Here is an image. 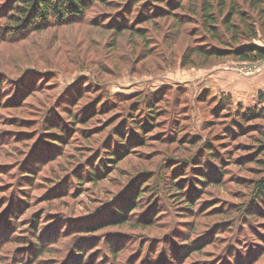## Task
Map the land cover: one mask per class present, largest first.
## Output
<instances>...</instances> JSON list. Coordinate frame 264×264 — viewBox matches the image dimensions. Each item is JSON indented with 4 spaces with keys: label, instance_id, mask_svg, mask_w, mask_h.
Instances as JSON below:
<instances>
[{
    "label": "rangeland",
    "instance_id": "obj_1",
    "mask_svg": "<svg viewBox=\"0 0 264 264\" xmlns=\"http://www.w3.org/2000/svg\"><path fill=\"white\" fill-rule=\"evenodd\" d=\"M8 2L0 0V27L8 23L5 18L9 11ZM245 7L248 8L247 5ZM129 10H135L134 6ZM111 12V9L98 5L87 13L83 23L52 27L18 40L0 36V217L8 209L0 221V264H207L208 260L214 263L221 258L235 243L244 254L257 253V260L249 264H264V239L260 237L264 236V220H259L262 225L255 222L246 225L243 224L245 221H240L239 231L236 228L227 231L213 225L216 218H206L200 213H194L198 218L194 224L192 218L186 219V215L178 217L175 213L180 212L167 209L166 200L167 213L151 223L144 220L158 217L163 209L153 211V206L146 203L133 213L130 205L134 184L128 188L123 203L119 205L124 215H131L130 222L124 225L113 222L111 227L102 230H92L88 226H97L107 220L106 212L98 219L92 218L98 204L120 194L138 171L153 172L166 158L187 155V152L180 151V148H188L187 143L182 145L168 140L166 143H172L167 145L160 140L162 132L169 128L179 133L178 139L202 137V143L211 141L218 146L221 164L215 163L206 171L213 173L219 184L209 187L208 197L220 196L229 203H236L244 196L250 200L251 192L232 195L242 188L232 180L235 176H254L256 164L245 163L243 158L249 150L248 145L258 137L257 132L248 130L252 132L250 135L231 140L232 134L223 136L222 128L229 115L221 114L229 110L235 113L240 106L243 111L264 107V60L242 62L232 55L208 60L193 57L192 64L184 65L186 60L190 62L189 54L196 44L211 46L212 43L206 37H193L188 29L185 33L179 32L173 27V21L165 16L137 25L146 28L144 40L129 32L118 35L109 28ZM181 16L188 14L183 12ZM255 17L258 20V38L248 42L264 46V16ZM122 18L127 19V14L124 13ZM186 28H194V25ZM71 89L76 92L74 100L65 96ZM78 96L83 97L79 101L82 107L78 108L85 110L82 116L93 115V106L105 102V99L107 110L111 111L94 117L87 125L76 123L72 128L70 115L63 112L69 109H61L60 106L75 108ZM146 97L160 109L157 117L159 126L145 134L149 137L145 147L135 148L132 155L120 160L117 168L98 183L89 180L87 171L83 169H90L92 162L98 165L100 153L102 157L107 153L114 154L117 144L112 138L119 140V135L115 136L114 132L117 124L122 122V110L145 109L148 102L141 107L140 100ZM226 97L233 100L231 109L225 111L226 107H222L216 111L214 106ZM17 101L21 103L13 107L11 103ZM132 102L136 103L130 106ZM44 112L47 119L41 117ZM166 113L168 119L164 117ZM116 116V123L103 130L106 120ZM45 120H49L48 128L62 125L74 129L67 136L68 145L65 147L61 141H47L62 148L56 154L50 152L51 146L47 142L31 151L32 147L42 144L39 142L40 132L34 129L41 127ZM256 123L264 128V118L254 121ZM109 130H114L113 134L107 135ZM30 132L33 135L18 136ZM224 138L232 142L221 146ZM234 146L239 148L238 151ZM229 156H235L236 161L241 159L245 165H237L228 159ZM19 160L24 174L28 172L24 169L28 164L35 166L33 173L38 175L31 185L22 178L15 184L20 175L16 171ZM74 161L77 164L72 167ZM222 168L227 172L225 177ZM81 170L86 185L78 193L74 186L75 174ZM165 173L166 169L163 175ZM222 178L228 179L222 182ZM10 182L15 185H9ZM143 187L142 193L148 194ZM166 189L160 186L155 193L166 194ZM49 194L54 197L47 198ZM159 194L156 197L163 200L164 196ZM201 195L199 192L197 196ZM208 197L203 199L206 204L211 203ZM141 201H145V197ZM14 202L18 204L14 205ZM260 204L254 210L263 211L264 203ZM23 210L26 211L24 215ZM31 214L30 223L29 220L23 221ZM35 214L38 220L40 214L46 215L40 219L38 237L32 233ZM139 220L141 225L154 224V227H137ZM190 225H196L197 232L192 231ZM172 236V241L166 245L164 240ZM110 239L120 250L117 263L110 255ZM188 240L205 242L203 252L192 255L194 263L188 259ZM246 241L251 243L247 245ZM36 245L44 246L43 255L36 254L33 249ZM140 246H144L142 252ZM36 249L39 248L36 246ZM78 249L83 251L78 253ZM153 251H156L154 255ZM224 260L222 258L221 262Z\"/></svg>",
    "mask_w": 264,
    "mask_h": 264
},
{
    "label": "trees",
    "instance_id": "obj_2",
    "mask_svg": "<svg viewBox=\"0 0 264 264\" xmlns=\"http://www.w3.org/2000/svg\"><path fill=\"white\" fill-rule=\"evenodd\" d=\"M183 2H186V4L184 5ZM8 3L9 11L5 16L8 23L7 26L0 27V36L5 35L4 37L7 39L18 40L25 38L32 33H39L52 27L83 23L87 19V13L98 7V5H101L104 8L112 10L108 16L110 19L109 28L118 35L129 32L138 36L140 40H144L145 34L147 35L146 28L137 25L144 21H150L154 18L156 19L157 17L161 18L165 16L173 21V27H176L175 29H178L179 32L185 33L187 31L186 29H188L194 34L193 37H206L205 39L212 43L211 46L196 44L189 54L190 62L186 60L184 65L192 64L193 57L208 60L212 57L223 58L232 55L242 62H258L264 60V46L248 42L251 39L256 40L258 38V20L255 15L260 17L264 16V0H242V2L240 0H9ZM245 5H247L248 8L245 7ZM131 6H134L135 10H129ZM150 11L151 13H149ZM143 12L146 13L143 14ZM183 12L187 13L188 16H181V13ZM124 13L127 14V19L122 18ZM187 25H194V28H186ZM8 85L11 84L8 83ZM73 90L74 89H71L69 90L70 92L65 94L66 99L73 98L74 100L76 92L74 93ZM82 98V96H78L75 108L63 105L60 106L61 109H69L64 110L63 112L68 114V116L70 115L69 119L72 121L70 126L72 128L76 123L78 125L81 123L87 125L94 117L105 115L111 111L107 110L108 102L107 99H105V102H98V104L100 103L99 106L98 104L93 106V112H95L93 115L82 116L85 113V110H78V108L82 107V102H79ZM148 99L149 98L146 97L140 100V102H142L141 107L148 102ZM232 102L233 100L231 97H226L219 100L214 107L217 108L216 111H218V109L220 110L222 107H226L225 111H227L228 109H231ZM18 103L20 104L21 102H12L11 105L17 107ZM59 103H61V101ZM134 103L136 102H132L130 106ZM0 107H2V103H0ZM159 107L160 106H154L152 102L149 101L145 109L138 108L127 111L122 110V122L117 124L115 132L114 130H109L107 132V135L113 134V132L115 136L119 135V140H117L116 137L112 138L117 144L114 154L107 153L102 157V154L100 153L98 158H101L98 165L96 162H92L90 169H83V171H87V178L89 180L98 183L100 179L108 177L111 171L117 168L120 160L132 155L135 152V148H139L140 146L145 147V144L149 139L145 134L157 129L159 126L157 123ZM115 108L117 110V107ZM242 108V106L237 108L238 110L235 113L231 110H229V112H223L221 115L229 116L227 118L228 120H225L226 124L221 121V125L224 124L222 127L223 136L227 137L231 133V137H233L231 140L236 139L237 137L240 139L242 136H247L248 133L250 135L253 131H255V133L257 132L258 137L256 136L253 138L254 142L248 145L249 150L243 158L245 163L256 164V168L253 170L254 176H235L232 180L242 187L240 190L233 192L232 195L236 193L240 195L243 193V195H245L246 193L248 194L251 192L252 196L250 200L244 196V198H240V201H237L236 203H229L220 196L215 197L213 195L212 197H208V193L210 194L209 187L218 186L219 184V182H217L219 179L215 177L213 173H208L206 171L207 168L215 166V163L218 165L221 164L222 156L218 152V146L211 141L202 143V137H186L178 139L179 133H176L169 128L167 132H162L163 135L160 136V140L167 145L172 143L171 141L166 143L168 140H173L182 145L187 143L188 148H180V151L183 153L187 152V155L181 154V156H176V158L168 157L159 164L157 170L152 172L150 170L142 169V171L140 170L137 174H134L130 180L127 181L128 185L124 187L125 190L123 189L120 194L113 197L110 201L104 204H98L97 210L92 216V218L94 217L98 219L103 212H106V217L110 220L107 218V220L97 226L88 225L90 229L102 230L104 227H111L113 222L124 225L131 221V219H129L132 218L131 215H124V210L119 207V205L123 203V197L132 184L136 187H134L133 196L131 197L132 203L130 205L133 213H136L135 211L139 208L144 207L146 203L153 206V211L163 209V211L159 212L158 217L144 220L151 223H154L157 218L167 213L165 209L166 200H168L167 209L180 212L175 213L178 217L186 215V219L192 218L194 224L197 223L198 219L195 217V214L200 213L201 216L206 218H216L213 225H217L219 229L222 228L227 231L234 228H236V231H239L240 228L238 223L240 221L242 223L245 221L243 224L249 225L252 222L259 223V220H264V209L263 211L254 210L255 206H260V203H264V128L262 125L259 126V123L254 124V121L264 118V107H255L245 111H243ZM98 110L100 112H97ZM41 117L47 119L46 112H44ZM117 117L118 116L109 121L106 120L107 124H105L102 129L105 130L109 126L114 125L118 119ZM119 117H121V115ZM164 117L168 119L169 115L166 113L164 114ZM48 121L49 120L43 121L41 127L39 126L36 130L34 129V131L40 132L39 142L42 144L32 147L31 151H35L39 149L40 146H44L43 144L48 140L57 143L61 141V143L64 144L63 147L68 145L67 136L74 129L62 125L48 128ZM248 130H252V132ZM177 132H180V129H178ZM62 134H66V136H63ZM30 135H33V132L26 133V135L20 134L18 136L21 138L22 136ZM219 136L221 137L222 135ZM224 139L225 142H221V146L232 142L226 138ZM55 142H53L54 144H48L47 142V145L51 146L50 152L56 154V151H60L62 148H60L58 144H55ZM110 147L112 148V145H110ZM233 148L237 151L239 149L236 146ZM45 154L46 152L43 153V156H45ZM91 158H94V155L91 156ZM228 159L230 161L232 160L234 163L237 162V165H245L241 163V159L236 161L235 156H229ZM76 164L77 161H74L71 166L75 167ZM21 166L22 161L19 160L16 164V171L20 172V175L16 178L15 184L21 180L20 178H22L25 180V183L31 185V183H34L38 175L33 173L36 171V169H34V164H28L24 168L28 169V172L25 171V174L21 172ZM79 168H77V170H79ZM164 169H166V173L163 175ZM28 173H31L36 177L31 176ZM82 173L81 170L79 174H75L77 180L74 186L78 193H81L84 190L83 187L86 185V183L83 182L85 180ZM226 173L227 172L222 168L223 177H225ZM11 175L13 174L11 173ZM229 177L230 176H228V178ZM226 179L222 178L221 181L225 182ZM68 181L69 180H67L65 184L68 183ZM162 182H165V184H162ZM15 184L12 182L9 183V185L12 186ZM156 184L157 187L154 186ZM142 186H144L143 189L146 190L148 194L142 193ZM160 186H165L167 188L166 194L155 193V191L159 190ZM199 192L202 193L200 197L197 196ZM158 194L164 196L163 200L156 197ZM205 196L208 197L207 199H210L208 200L211 202L210 204L204 202ZM50 197H54V195L49 194L47 196V198ZM143 197H145V201H141ZM17 204L18 203L14 202V205ZM7 210L0 217V221L6 215ZM110 210L116 212L111 213ZM25 212L26 211L23 210L22 215H24ZM11 214L15 215L14 212H11ZM151 214H153V212H151ZM43 215L45 214H40V219H43V217L46 216ZM36 216V214L33 215L32 221L34 226L32 233L35 237H38L37 232L39 230L40 219L38 220ZM31 218L32 214L27 218H23V221L29 220L30 223ZM138 223L140 225L137 227H142L144 229L154 227V224H152V226L141 225L142 222H140V220ZM259 225L262 224L259 223ZM190 227H192V231H196L197 229L196 225H190ZM260 237L264 239V236L260 235ZM172 238L173 236L170 239L164 240L166 245L172 241ZM213 240H216V238H213ZM253 241V243H255L256 240ZM108 242L111 245L109 247L111 252L110 255L113 257L114 262L117 263L120 250H117L118 247H114L113 239H110ZM204 243L205 242L201 240H188L186 246L187 255L192 263H194V260L192 261V255L203 252L205 249ZM250 243L251 242L249 241L245 242L247 245ZM236 245L237 243L232 247H228L224 255L214 263H212L213 260H208L207 264H249L250 262L257 260V253L250 252L249 254H244L242 248ZM36 246L39 249H36ZM36 246L33 248L36 251V254L39 256L43 255L45 253L44 246ZM140 247L142 252L144 246ZM78 251V253H80V251L83 250L78 249ZM155 253L156 251H153V255ZM153 255H150V257H153ZM79 256H81V254H79ZM222 258H225V262H221ZM87 264L92 263L90 262Z\"/></svg>",
    "mask_w": 264,
    "mask_h": 264
}]
</instances>
